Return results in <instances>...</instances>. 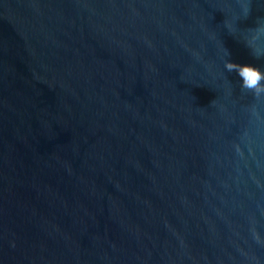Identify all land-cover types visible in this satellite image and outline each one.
Returning a JSON list of instances; mask_svg holds the SVG:
<instances>
[{
  "label": "water",
  "instance_id": "water-1",
  "mask_svg": "<svg viewBox=\"0 0 264 264\" xmlns=\"http://www.w3.org/2000/svg\"><path fill=\"white\" fill-rule=\"evenodd\" d=\"M0 264H264V0H0Z\"/></svg>",
  "mask_w": 264,
  "mask_h": 264
},
{
  "label": "snow or ice",
  "instance_id": "snow-or-ice-1",
  "mask_svg": "<svg viewBox=\"0 0 264 264\" xmlns=\"http://www.w3.org/2000/svg\"><path fill=\"white\" fill-rule=\"evenodd\" d=\"M243 2H245V3H251V0H243Z\"/></svg>",
  "mask_w": 264,
  "mask_h": 264
}]
</instances>
